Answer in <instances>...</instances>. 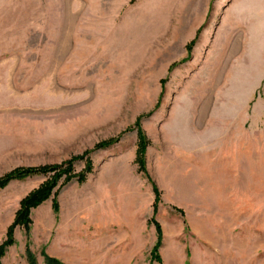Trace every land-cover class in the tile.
<instances>
[{"label": "rangeland", "instance_id": "obj_1", "mask_svg": "<svg viewBox=\"0 0 264 264\" xmlns=\"http://www.w3.org/2000/svg\"><path fill=\"white\" fill-rule=\"evenodd\" d=\"M54 165L0 264H264V0H0V179Z\"/></svg>", "mask_w": 264, "mask_h": 264}, {"label": "trees", "instance_id": "obj_2", "mask_svg": "<svg viewBox=\"0 0 264 264\" xmlns=\"http://www.w3.org/2000/svg\"><path fill=\"white\" fill-rule=\"evenodd\" d=\"M112 141H104L99 143L97 147H105L108 144H110ZM146 146V138L144 135L141 133L140 134V150L141 153L143 154ZM60 166L54 165V166H49V167H43V168H31V169H18L15 170L9 174H7L5 177L0 179V188L6 186L8 183H10L12 180L16 179H24L30 176H34L39 173H48L49 171H56L60 169ZM54 186V182L45 184L41 188L37 189L34 193H32L30 196L25 198L22 201V208L20 209L15 223H29V211L32 207L37 206L40 204L42 201L46 200ZM52 263H58L55 260H52Z\"/></svg>", "mask_w": 264, "mask_h": 264}]
</instances>
